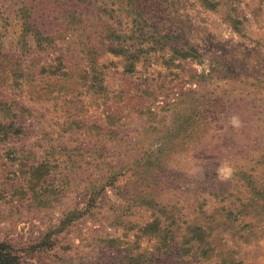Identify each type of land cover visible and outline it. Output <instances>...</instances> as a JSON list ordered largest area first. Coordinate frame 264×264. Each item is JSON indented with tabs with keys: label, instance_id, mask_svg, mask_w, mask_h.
Masks as SVG:
<instances>
[{
	"label": "rangeland",
	"instance_id": "374dc122",
	"mask_svg": "<svg viewBox=\"0 0 264 264\" xmlns=\"http://www.w3.org/2000/svg\"><path fill=\"white\" fill-rule=\"evenodd\" d=\"M4 4L0 241L22 264H264V0Z\"/></svg>",
	"mask_w": 264,
	"mask_h": 264
},
{
	"label": "trees",
	"instance_id": "16d2710c",
	"mask_svg": "<svg viewBox=\"0 0 264 264\" xmlns=\"http://www.w3.org/2000/svg\"><path fill=\"white\" fill-rule=\"evenodd\" d=\"M4 1H6V0H0V54L1 53L5 54L4 49H5V46L7 44V37L10 35V26L12 25V19L8 16L9 13L7 11V8L5 7L6 5L4 4ZM17 13L18 14H16V17L19 18V21L15 22L16 28H14V30H16V32H20V38H24L27 40L26 34H30V37L33 36V40H34V39H36L35 37L37 35L40 36L42 34V32L31 22L32 18H33L31 8L29 9L28 7H25V5L23 3L22 6H20L17 9ZM131 32L133 35V32H136V30L132 29ZM31 33H33V34H31ZM120 34L122 36L124 35L123 33H120ZM128 35L130 37H132V35H130V34H128ZM122 41H125V40L122 39ZM124 44H125L124 42L120 43L119 44L120 47L118 46L117 48H114L113 50L115 51V53H126V52H128L129 57L132 59L130 61L129 66L133 67L135 65L134 59H136L139 54H138V52L136 53V51H137L136 48L135 49L122 48V47H124ZM176 51L178 53L179 58H188L189 56H193V57H199L200 56V54L196 48H189L188 49L186 46H182L180 48H176ZM128 71H132V70L129 69ZM0 129H2L4 134H5L3 137H8V135H10V134L22 133V130L20 128L15 127L14 122H11L8 124V123H5L4 120L0 121ZM245 177L247 179L248 177H251V175L245 176ZM91 203H92V200L90 201V204ZM77 212L78 211H74V212H71L69 214L74 215ZM149 227H151V229H154L156 232H159L160 234L158 236L160 237V239L162 238L161 234L163 231L161 228H157L158 227L157 223H151V224H149ZM200 230H201L202 237L199 240H203V237L205 236L206 232L203 228L202 229L200 228ZM52 232H55V231H52ZM193 239H195V238H193ZM190 241L191 240H188L187 242H190ZM168 246H170V245L165 246V248ZM170 252L173 253V254H171L173 256H178V254L180 253L179 249H176V247L170 248L169 254H170ZM176 253H178V254H176ZM162 258H163V256L161 255V253H160V255L156 254V256L153 258L152 264H158L159 262H160V264H163ZM159 259H160V261H159ZM0 264H22L21 256L18 253V250L16 248H14L8 242L0 241Z\"/></svg>",
	"mask_w": 264,
	"mask_h": 264
}]
</instances>
